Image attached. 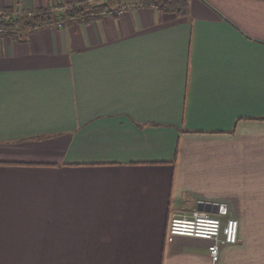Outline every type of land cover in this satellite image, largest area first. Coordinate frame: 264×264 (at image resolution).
<instances>
[{
    "label": "crops",
    "instance_id": "1",
    "mask_svg": "<svg viewBox=\"0 0 264 264\" xmlns=\"http://www.w3.org/2000/svg\"><path fill=\"white\" fill-rule=\"evenodd\" d=\"M54 2L0 32V264H264V0ZM194 210L238 219L215 262L166 241Z\"/></svg>",
    "mask_w": 264,
    "mask_h": 264
},
{
    "label": "built area",
    "instance_id": "2",
    "mask_svg": "<svg viewBox=\"0 0 264 264\" xmlns=\"http://www.w3.org/2000/svg\"><path fill=\"white\" fill-rule=\"evenodd\" d=\"M90 1V0H89ZM99 2L100 0H92ZM131 4V3H127ZM72 4H57L52 0L50 2V9L52 12L65 13ZM124 4H121L117 9V12L123 11ZM105 9L102 12L105 13ZM13 15H32L33 10H22L21 8L13 7L11 12ZM9 14L5 7L0 6V17ZM57 23H62V17H58ZM49 24V20H45L40 24H35L34 27L44 26ZM0 32H7L5 26L0 25ZM238 219L229 217L225 222L209 212L203 210H194L189 214L172 212L170 214L167 229H166V241H171L176 235H190L201 237L209 240L207 249L208 254L213 262L219 257V249L222 244L235 243L238 240Z\"/></svg>",
    "mask_w": 264,
    "mask_h": 264
},
{
    "label": "trees",
    "instance_id": "3",
    "mask_svg": "<svg viewBox=\"0 0 264 264\" xmlns=\"http://www.w3.org/2000/svg\"><path fill=\"white\" fill-rule=\"evenodd\" d=\"M137 2H140L144 5H151L161 11L176 12L177 14H185L188 11V0H137ZM90 7L92 10H95L99 6L93 5ZM86 12H88V9L86 7L81 5H72L65 13L42 10L40 12L38 11V13L36 14L34 13L29 16H12L8 18H2L4 16H1L0 24H4V26L7 28H10L8 26H13L14 24L34 26L35 24L38 25L45 20H51L58 17H73Z\"/></svg>",
    "mask_w": 264,
    "mask_h": 264
},
{
    "label": "water",
    "instance_id": "4",
    "mask_svg": "<svg viewBox=\"0 0 264 264\" xmlns=\"http://www.w3.org/2000/svg\"><path fill=\"white\" fill-rule=\"evenodd\" d=\"M201 204V203H200ZM218 204H211V203H202L201 208L206 207V210L208 211H214L217 212L221 207Z\"/></svg>",
    "mask_w": 264,
    "mask_h": 264
}]
</instances>
